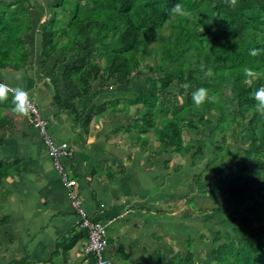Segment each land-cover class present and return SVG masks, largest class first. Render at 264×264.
Returning a JSON list of instances; mask_svg holds the SVG:
<instances>
[{"label": "trees", "instance_id": "16d2710c", "mask_svg": "<svg viewBox=\"0 0 264 264\" xmlns=\"http://www.w3.org/2000/svg\"><path fill=\"white\" fill-rule=\"evenodd\" d=\"M41 1L47 17L41 24L40 69L45 73L52 57L56 68H63V81L73 96L63 101L56 87V98L76 122L85 119L84 134L94 115L122 114L117 133L130 136L152 167L169 169L174 164L173 172H181L189 154L192 164L207 154L208 141L200 137V131H209L212 157L201 173L187 181L196 190L186 194L187 201L195 202L196 188L207 179L213 184L222 180L214 193L235 207L213 209L223 219L212 230L211 239L200 235L204 243H211L204 262L197 263L192 237L186 241L185 255L175 250L165 261L162 252L155 251L150 260L157 264H264V116L255 110L257 102L252 97L264 85V0H237L235 6L226 0ZM174 4H181L191 17L172 13ZM38 6L30 0H0V70L10 68L15 73L29 65ZM254 48L261 50L255 57L249 55ZM80 51L84 55L72 60ZM147 62L149 71L156 74L154 85L128 88L125 92L130 96L104 102L86 116L87 107L78 100L94 93V80L101 87L112 80L127 87L140 78L138 73ZM202 65L205 70L212 67L213 75L205 77ZM245 68L256 75L246 77ZM57 72L51 76L54 86ZM0 85L8 84L0 80ZM184 85L189 88L186 94L181 90ZM201 87L215 100L206 98L197 107L192 94ZM14 98L7 88L6 98L0 99V142L13 130L7 111L19 113L14 111ZM250 147L255 150L253 159L245 170L239 169L238 161L247 160ZM21 169L18 159L0 156V191L6 179ZM8 222L9 218L0 220V227Z\"/></svg>", "mask_w": 264, "mask_h": 264}, {"label": "crops", "instance_id": "0c3cea01", "mask_svg": "<svg viewBox=\"0 0 264 264\" xmlns=\"http://www.w3.org/2000/svg\"><path fill=\"white\" fill-rule=\"evenodd\" d=\"M39 53L34 61L31 54L29 65L22 71L0 70V80L29 92L48 120L54 141L68 142L74 149L72 155L61 159V164L68 177L77 181L87 214L107 224L108 257L115 264H157L150 256L161 251L166 261L175 250L165 253V248H173L174 239H165L151 224L157 223L161 213L169 212L157 210L156 205L150 207L147 202L156 203L166 194L149 190L148 174L138 156L145 152L116 133L121 120L117 114L94 115L89 132L84 134L81 124L85 119L76 122L56 98V87L63 101H70L73 96L63 81V68H56L52 57L45 73L41 72V48ZM55 68L56 86L51 82ZM36 69L40 72H34ZM118 86V91L108 93L115 95L111 100L128 96L124 91L130 87ZM94 101L98 106L104 103L99 105L96 91L78 100L87 107L86 116ZM25 115L16 113V130L7 131V138L0 142V156L18 159L22 168L19 174L6 179L4 191L1 190L5 198L1 199L0 220L9 218V222L0 227V264L15 260L22 264H94L92 255L84 251L88 233L79 225L80 216L68 196V187L49 156L43 137L26 122ZM131 149L134 154L129 153ZM145 157L149 163L146 154ZM151 193L157 194V201ZM168 226L163 224L162 228Z\"/></svg>", "mask_w": 264, "mask_h": 264}, {"label": "rangeland", "instance_id": "374dc122", "mask_svg": "<svg viewBox=\"0 0 264 264\" xmlns=\"http://www.w3.org/2000/svg\"><path fill=\"white\" fill-rule=\"evenodd\" d=\"M30 1L31 3H35V5L39 4L38 6L39 8L35 10L36 20L33 23V28H32L33 33H31L34 37V39H32L33 40L32 52L34 51L32 53V61H34L35 58L39 57L40 54L39 52H40L41 24L47 16L46 14L43 13L44 4L42 5L43 2L41 0H30ZM83 55L84 52L80 51L76 54V56H72L71 59L73 60L76 57H82ZM146 64L147 65L142 68L140 74L138 73V75H140V78H136V80L131 85L127 86L130 87L129 88L130 90L131 88L134 90L147 88L150 85L155 84L156 74L154 72L149 71V67L151 65L150 62H147ZM40 70L38 71V69H36L34 72L38 73L40 72ZM93 83L96 87L95 91L98 93V98L99 100H101L99 102V105L102 104L103 102H107L115 98V95H113L112 93L108 94L110 90L118 91L120 89L118 84H115L116 80H112L110 84H106L103 87L99 85V81L94 80ZM121 90L120 92L123 94V91ZM181 90H183L186 94L188 93L189 88H184V89L182 88ZM28 94L30 95L29 92ZM127 95L130 96L131 93L128 92ZM36 103L38 105V102ZM90 105H91L90 109L92 110L95 106L98 107V102L94 101ZM7 112L12 119L13 130H16V123H17L15 116L16 114L11 112V110H8ZM122 117L123 115L122 116L119 115L120 119H122ZM119 118L117 119L119 120ZM26 122L31 126L35 127L28 120L27 116H26ZM121 123L122 122L120 120L117 126H120ZM8 133L10 132H7V136ZM119 134H121L123 138H126L127 142L130 140L128 142L129 145L131 143L132 147L134 146V148L137 149V147L132 143L130 136L124 135L122 131L119 132ZM200 135L202 139H206L208 141L207 154L200 156L195 164L194 163L192 164L191 154H189L187 156V161L185 163L184 169L181 172H173L174 164L169 169H163L162 166L159 165L152 167L146 160H144L146 159L145 154H141V153L138 154V156H140L143 160L142 163H144L142 164L143 171L146 170V174H148L147 175L148 181L146 179V182H148L149 184L148 185L149 190L150 191L158 190V194L160 195L161 193L166 194L165 198L162 197L160 199L159 197V201H157V194L151 193V196L153 198H156L157 201L156 203L153 204H151L152 201L149 202V200H147L150 207L154 208L156 205L158 208L157 210H166L165 212H169L166 215H162L161 213L160 215L162 216L159 215V218L156 219L157 223L152 222L151 225L154 226L152 229H155L156 233H161L159 235H162L165 239H168V237L169 238L173 237L174 239V241L172 242L173 248L166 247L165 253L166 252L168 253V251H173L174 249V250H180L185 255L187 253V247H186L187 239L189 237L194 238L195 239L194 250L197 257L196 258L197 263H200L201 261L204 262L205 260H207L208 249H210L211 243L209 241L204 243V241L205 240L207 241V239H211L213 237L212 230L218 228L217 224H220L221 220L223 219V216H215L213 213L214 211L213 209L217 207L233 209L235 207L234 203L228 202L223 197H218L214 193V191L217 188L223 185L222 180H219L213 184V183H209V179H207L204 184L196 188L199 195H195V197H193L195 199V202L191 204L188 203L187 201L186 196L196 191L195 187L192 186L191 183H188L187 181L195 177L199 173H201L202 170L207 165L210 158L212 157L211 146L213 145V142H211L208 139L209 131L201 130ZM158 145H159L158 142L153 140V146L158 147ZM129 153L134 154L133 149H131V152L129 151ZM254 154H255L254 148L250 147V151L247 154H245L247 160L244 161L239 160L237 167L239 169L245 170L247 167V161L249 159H253ZM162 157H167V156H162ZM151 158H153L154 161L158 163L159 161H161L160 158L155 156H151ZM146 174L144 173L143 179L146 178ZM151 181H153L154 184ZM165 181L167 182L169 181V183L166 185L164 183ZM167 197L169 198L167 199ZM2 198L5 197L3 194H1L0 191V199ZM192 205H194L195 207L193 208ZM2 216H3V210L0 209V217ZM163 224L169 225L168 228H162ZM202 233H204L206 236L205 240L201 239L200 235Z\"/></svg>", "mask_w": 264, "mask_h": 264}, {"label": "built area", "instance_id": "2783aa9c", "mask_svg": "<svg viewBox=\"0 0 264 264\" xmlns=\"http://www.w3.org/2000/svg\"><path fill=\"white\" fill-rule=\"evenodd\" d=\"M6 87L16 95V88L8 85ZM25 113L28 120L43 137L48 147V154L60 171L63 182L68 187V196L72 200L80 216V227L86 229L88 232V239L84 251L92 255L94 264H115L107 255V224L95 221L87 214L86 210L83 208V202L79 197L80 192L77 181L68 177L67 172L61 164V159L65 156L72 155L74 149L68 142L57 143L54 141L49 130L48 120L42 115L39 106L28 93Z\"/></svg>", "mask_w": 264, "mask_h": 264}, {"label": "clouds", "instance_id": "9594fccd", "mask_svg": "<svg viewBox=\"0 0 264 264\" xmlns=\"http://www.w3.org/2000/svg\"><path fill=\"white\" fill-rule=\"evenodd\" d=\"M226 2L230 3L231 6H235L237 3V0H226ZM171 12L181 16L190 18L192 13L188 10H186L181 4H174L171 8ZM260 49H251L249 52V55L251 56H257L260 54ZM201 71L204 72L205 77H210L213 75V69L212 67H207V70L204 69V66H201ZM244 74L246 77L252 78L256 74L253 72L250 68L244 69ZM7 86V85H6ZM5 85H0V99H5L7 94V87ZM11 86V85H8ZM13 87V86H11ZM184 87H188V85H184ZM16 88V87H14ZM11 91V90H10ZM253 99L257 102L255 105V110L259 113V115L264 116V85L260 86L258 89H256L252 93ZM208 98L209 100H215V97H209L208 96V90L206 88H199L192 94V99L195 102V105L199 107L205 99ZM15 103V109L14 111H17L21 114H23L26 111V104H27V93L23 90L16 88V95L14 98Z\"/></svg>", "mask_w": 264, "mask_h": 264}]
</instances>
